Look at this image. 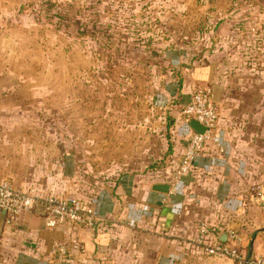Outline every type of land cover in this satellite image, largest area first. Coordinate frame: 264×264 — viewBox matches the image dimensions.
<instances>
[{
  "label": "crops",
  "instance_id": "0c3cea01",
  "mask_svg": "<svg viewBox=\"0 0 264 264\" xmlns=\"http://www.w3.org/2000/svg\"><path fill=\"white\" fill-rule=\"evenodd\" d=\"M206 2L204 18L217 25L222 41L217 57L179 68L134 128H108L97 142L95 137L88 144L78 139L71 151L63 149L58 182L42 177L46 152L25 145V157H14L15 171L8 177L16 188L39 196L68 190L57 196L75 197L101 218L92 230L69 223L48 229L35 210L24 213L16 227L4 225L6 240L0 239L12 243L13 256L21 253L18 264H55L54 242L69 243L74 264H241L206 255L199 243L202 223L214 227L218 239L228 233L225 244L238 242L243 257H264V199L256 202L247 191L264 183V3L242 15L241 4L228 9L223 0ZM3 8L8 9L0 1V22L6 16L7 23ZM199 87L210 88L216 96L219 143L225 153L210 143L195 170L172 192L191 135L182 109ZM168 118L170 125L163 128ZM92 134L97 136L98 130L92 128ZM130 136L135 138V154L127 150ZM82 151L88 152L87 163ZM19 160L23 175L17 171ZM86 169L88 176L83 175ZM166 184L171 187L168 194L154 191Z\"/></svg>",
  "mask_w": 264,
  "mask_h": 264
},
{
  "label": "rangeland",
  "instance_id": "374dc122",
  "mask_svg": "<svg viewBox=\"0 0 264 264\" xmlns=\"http://www.w3.org/2000/svg\"><path fill=\"white\" fill-rule=\"evenodd\" d=\"M0 1L9 14L0 22V180L11 181L14 157H25L32 145L49 158L43 179L58 182L63 149L71 151L78 139L97 142L108 128H134L179 68L215 59L222 45L217 25L204 18L208 0ZM223 1L228 9L241 4L242 15L264 3ZM127 144L135 154L133 136ZM81 153L87 163L88 152ZM11 246L0 241V264L19 261Z\"/></svg>",
  "mask_w": 264,
  "mask_h": 264
},
{
  "label": "built area",
  "instance_id": "2783aa9c",
  "mask_svg": "<svg viewBox=\"0 0 264 264\" xmlns=\"http://www.w3.org/2000/svg\"><path fill=\"white\" fill-rule=\"evenodd\" d=\"M184 122L189 126L192 121L198 122L206 128L204 134H199L191 129L187 147L183 153L180 168L171 191L176 192L181 184V179L192 173L196 168L197 160L203 155L208 145H215L220 154L225 149L219 143L220 114L217 104L213 100L210 88H197L190 102L182 109ZM179 183V184H178ZM251 199L259 202L264 199V183L253 184L248 188ZM38 204L47 207L44 216L45 226L48 229H57L63 223H69L76 228L95 229L101 218L96 210L75 197L61 198L55 195L39 196L33 191L16 188L8 180H0V210L6 211L5 227H16L20 217L27 212L35 210ZM199 243L205 245V253L211 257L227 258L241 264H264V257L245 258L240 247L235 244H223L214 235V227L207 223L200 225ZM233 241H237L234 232L230 233ZM72 244L79 247L77 241ZM55 264H74L69 251V243L54 242L51 247Z\"/></svg>",
  "mask_w": 264,
  "mask_h": 264
},
{
  "label": "water",
  "instance_id": "95a60500",
  "mask_svg": "<svg viewBox=\"0 0 264 264\" xmlns=\"http://www.w3.org/2000/svg\"><path fill=\"white\" fill-rule=\"evenodd\" d=\"M213 100L217 104V99H216V96L214 95V93H213ZM189 126L196 133L204 134L206 132V128L201 126L196 121H192L189 124ZM170 188H171L170 185H167V184L166 185H157L154 188V191L160 192V193H163V194H168L169 191H170ZM35 211H36L37 214H39V215L44 217L46 215V213H47V207L45 205L38 204L35 207ZM5 219H6V211L0 210V239H1V236H2V233H3V229H4V225H5ZM219 241L221 243H223V244L227 243V241H228V233H223L222 235H220Z\"/></svg>",
  "mask_w": 264,
  "mask_h": 264
},
{
  "label": "trees",
  "instance_id": "16d2710c",
  "mask_svg": "<svg viewBox=\"0 0 264 264\" xmlns=\"http://www.w3.org/2000/svg\"><path fill=\"white\" fill-rule=\"evenodd\" d=\"M180 66H181V65H180ZM177 67H179V66H177ZM175 69H176V68H174V70H175ZM176 74H177V73H176ZM177 75H179V73H178ZM179 86L181 87V82H179ZM177 101H178V102L181 101V95L179 96V99H178V100H177V99L175 100L176 103L174 102V105H175V104H176V105L179 104ZM187 126H188V125H187Z\"/></svg>",
  "mask_w": 264,
  "mask_h": 264
}]
</instances>
